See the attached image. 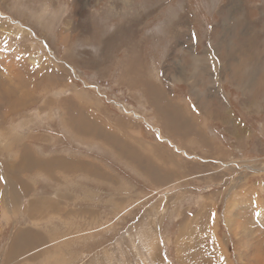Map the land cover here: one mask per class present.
I'll return each mask as SVG.
<instances>
[{
    "label": "rangeland",
    "instance_id": "1",
    "mask_svg": "<svg viewBox=\"0 0 264 264\" xmlns=\"http://www.w3.org/2000/svg\"><path fill=\"white\" fill-rule=\"evenodd\" d=\"M0 264H264V0H0Z\"/></svg>",
    "mask_w": 264,
    "mask_h": 264
},
{
    "label": "crops",
    "instance_id": "2",
    "mask_svg": "<svg viewBox=\"0 0 264 264\" xmlns=\"http://www.w3.org/2000/svg\"><path fill=\"white\" fill-rule=\"evenodd\" d=\"M13 149L15 150L16 148H15V147H13ZM16 152H17V153H19V154L21 153V152H19V151H16ZM33 169H35V167H34Z\"/></svg>",
    "mask_w": 264,
    "mask_h": 264
},
{
    "label": "bare ground",
    "instance_id": "3",
    "mask_svg": "<svg viewBox=\"0 0 264 264\" xmlns=\"http://www.w3.org/2000/svg\"><path fill=\"white\" fill-rule=\"evenodd\" d=\"M21 188V187H20Z\"/></svg>",
    "mask_w": 264,
    "mask_h": 264
}]
</instances>
